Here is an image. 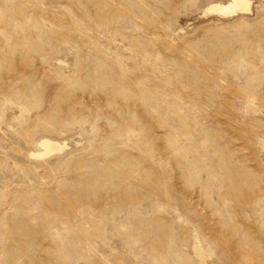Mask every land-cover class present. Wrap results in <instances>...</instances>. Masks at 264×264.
<instances>
[{"label":"rangeland","instance_id":"374dc122","mask_svg":"<svg viewBox=\"0 0 264 264\" xmlns=\"http://www.w3.org/2000/svg\"><path fill=\"white\" fill-rule=\"evenodd\" d=\"M209 1L0 0V264H264V0Z\"/></svg>","mask_w":264,"mask_h":264},{"label":"bare ground","instance_id":"6f19581e","mask_svg":"<svg viewBox=\"0 0 264 264\" xmlns=\"http://www.w3.org/2000/svg\"><path fill=\"white\" fill-rule=\"evenodd\" d=\"M251 12L252 0H211L203 7L200 16L229 19L243 17ZM68 145L65 140L58 141L55 138L42 136L35 141L34 150L30 151L29 156L35 160L52 159L62 154Z\"/></svg>","mask_w":264,"mask_h":264}]
</instances>
